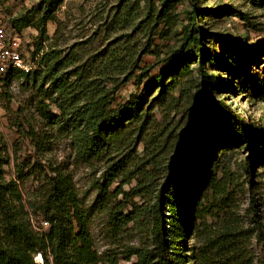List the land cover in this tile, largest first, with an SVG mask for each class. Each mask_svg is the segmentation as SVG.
I'll list each match as a JSON object with an SVG mask.
<instances>
[{
    "label": "rangeland",
    "instance_id": "1",
    "mask_svg": "<svg viewBox=\"0 0 264 264\" xmlns=\"http://www.w3.org/2000/svg\"><path fill=\"white\" fill-rule=\"evenodd\" d=\"M48 12L43 24L42 17ZM0 13L8 36L20 42L31 67L29 71H0V154L5 160L4 175L18 180L36 230L44 224L37 178L50 165L72 173L82 203L90 208L98 196L96 181L111 162L127 155L141 162L156 154L160 165L167 164L176 154L181 130L194 115L210 121L215 117L208 105L210 98L225 100L234 111L264 127V49L260 48L264 44V0H0ZM23 14L30 25L20 32L11 20ZM195 37L199 44L193 41ZM202 45L211 48L205 62L196 55ZM239 45L243 51L236 49ZM252 45L260 51L259 59L252 57ZM241 55L247 64L237 59ZM177 57L189 59L176 76L166 77L163 93L159 87L152 90L141 119L123 129L111 152L98 159L78 157L70 132L43 114L44 106L60 113L52 102L60 97L56 78L72 82L76 68L84 70L89 80L97 79L113 93V105L120 106L138 90L142 72L149 74L145 82ZM57 63L59 72L50 73ZM201 65L210 77L208 83ZM257 87L263 91L259 93ZM73 96L69 98L75 102L77 94ZM80 100L69 111L84 103V95ZM218 139H212V144ZM243 146L233 140L219 141L215 155L208 154L210 168L205 173L212 178L224 168L240 170L242 182L231 193L232 215L246 228L254 222L249 212L252 206L264 221V153L249 184L243 166H236L248 157ZM260 148L264 150V144ZM18 164L29 167L20 175ZM190 172L196 177L199 168ZM166 174L161 167L151 186H160ZM152 221L149 216L144 228L132 223L127 232L114 235L108 232V215L95 212L90 226L99 252L116 253L120 264H139L137 255L128 256L131 250L148 246ZM226 222L210 219L208 225L217 228ZM196 224L204 226L201 220ZM188 240L190 248L202 242L197 230ZM249 249L250 264H261L264 248L256 238Z\"/></svg>",
    "mask_w": 264,
    "mask_h": 264
},
{
    "label": "trees",
    "instance_id": "2",
    "mask_svg": "<svg viewBox=\"0 0 264 264\" xmlns=\"http://www.w3.org/2000/svg\"><path fill=\"white\" fill-rule=\"evenodd\" d=\"M49 13L42 17L43 24ZM11 22L20 32L30 25L25 14L12 18ZM193 41L200 43L199 37ZM260 48L262 51L264 44ZM236 49L243 51L240 45ZM210 50L207 45L200 46L196 55L201 62L210 59ZM249 50L254 59L260 58V51L254 45ZM177 58L168 61L162 71L145 82L143 78L149 74L142 72L138 90L120 106L113 105V93L97 79L89 80L84 70L76 68L74 81L68 83L56 78L60 97L52 102L60 113L44 106L43 114L52 123L60 122L62 129L70 132L78 157L87 161L98 159L111 152L123 129L133 120L141 119L152 90L159 87L163 93L167 88L166 77L176 76L189 59ZM237 59L242 64L248 63L244 55ZM50 69V73L57 74L59 64ZM201 70L208 83L210 77L202 65ZM258 87L261 93L263 89ZM77 89L79 92L75 93ZM73 94H77L75 102L69 98ZM81 95H84V103L69 111L81 101ZM208 101L215 117L210 121L203 120L201 114L194 115L181 130L176 154L167 164L160 165L156 154L141 162H135L131 155L111 162L96 181L98 196L90 208L82 203L72 173L51 165L49 170H42L43 176L37 178V197L42 201L43 223L48 222L49 226L43 224L39 230L31 222L18 180L6 179L5 160L0 154V264H41L36 261L39 253L44 264H120L116 253H101L96 247L90 226V217L95 212L108 215V232L114 235L127 232L132 223L142 229L147 217H152L148 246L135 248L128 256L130 259L137 255L139 264H250L252 239L256 238L264 248V221L255 206L249 210L254 220L252 226H241L232 215L231 193L234 185L242 182L239 178L242 174L240 170L233 172L231 168H224L220 174L208 178L205 172L210 168L209 155H215L219 141L233 140L248 150V157L236 166H243L244 179L252 184L255 168L264 153L260 148L264 144V127L234 111L225 100L210 98ZM218 130L225 132L218 133ZM214 138L219 139L212 144ZM186 152L189 154L185 155ZM28 167L18 164L20 175ZM161 167H165L167 174L160 186L153 187L151 183ZM193 168H199L196 177L190 172ZM207 185H210V193H205ZM210 219L227 222L214 228L208 225ZM198 220L203 222L202 228L197 227ZM195 230L202 242L190 248L188 239Z\"/></svg>",
    "mask_w": 264,
    "mask_h": 264
},
{
    "label": "built area",
    "instance_id": "3",
    "mask_svg": "<svg viewBox=\"0 0 264 264\" xmlns=\"http://www.w3.org/2000/svg\"><path fill=\"white\" fill-rule=\"evenodd\" d=\"M14 69L29 71L31 67L23 56L20 42L8 36L6 25L0 13V71L7 72ZM44 226H49V223L44 222ZM36 261L44 264L41 253L37 254Z\"/></svg>",
    "mask_w": 264,
    "mask_h": 264
}]
</instances>
